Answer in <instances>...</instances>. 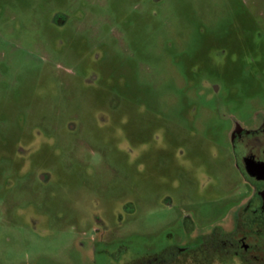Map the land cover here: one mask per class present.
Segmentation results:
<instances>
[{"label": "rangeland", "instance_id": "obj_1", "mask_svg": "<svg viewBox=\"0 0 264 264\" xmlns=\"http://www.w3.org/2000/svg\"><path fill=\"white\" fill-rule=\"evenodd\" d=\"M263 13L262 0H0V262L96 264L97 208L140 253L185 211L222 216L244 187L229 120L184 86L194 70L261 96Z\"/></svg>", "mask_w": 264, "mask_h": 264}, {"label": "flooded vegetation", "instance_id": "obj_2", "mask_svg": "<svg viewBox=\"0 0 264 264\" xmlns=\"http://www.w3.org/2000/svg\"><path fill=\"white\" fill-rule=\"evenodd\" d=\"M259 30V36L264 39V13ZM191 72L184 87L204 98V115L217 113L229 120L224 129L226 145L243 190L231 198L225 213L209 226L200 225L193 212L185 211L176 228L168 231V242L161 248L145 246L144 253L134 251L130 238L111 229L98 208L90 210L92 229L98 234L93 240L96 264H264V92L261 96L233 98L229 90L222 92L226 87L213 77H198L194 70ZM102 78L103 72L92 68L87 82L101 83ZM261 84L264 88V80ZM212 99L210 107L207 100ZM196 107L191 108L196 110ZM98 117L100 124L110 120L104 113ZM68 128L75 130L76 125L69 122ZM117 131L123 130L118 127ZM130 146L133 147L131 143L124 147L133 151ZM41 180H47L44 174ZM128 204L131 201L124 202L123 208L117 210L120 222L125 219ZM7 260L0 264H19L14 259Z\"/></svg>", "mask_w": 264, "mask_h": 264}]
</instances>
